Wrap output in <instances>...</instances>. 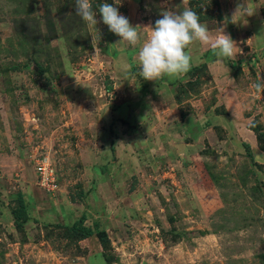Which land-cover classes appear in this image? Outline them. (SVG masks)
<instances>
[{"label": "rangeland", "instance_id": "374dc122", "mask_svg": "<svg viewBox=\"0 0 264 264\" xmlns=\"http://www.w3.org/2000/svg\"><path fill=\"white\" fill-rule=\"evenodd\" d=\"M103 2L144 35L163 11L191 9L188 0H92L93 8ZM200 3L213 15L201 22L210 35L223 28L241 53L222 60L196 42L192 64L203 68L192 66L171 94L150 95L162 82L139 75V45L119 42L98 12L89 26L75 0H0V264H264V150L252 129L264 133V92L255 89L264 0ZM213 63L222 64L218 82ZM214 105L226 120L205 114ZM181 111L205 132L199 145H189ZM45 157L56 193L37 184L35 160ZM20 195L29 220L18 225ZM67 205L86 225L101 222L109 250L96 236L62 235L74 219L66 224Z\"/></svg>", "mask_w": 264, "mask_h": 264}, {"label": "clouds", "instance_id": "9594fccd", "mask_svg": "<svg viewBox=\"0 0 264 264\" xmlns=\"http://www.w3.org/2000/svg\"><path fill=\"white\" fill-rule=\"evenodd\" d=\"M114 4L120 5L121 0H114ZM75 12L89 26H97L98 12L109 31L121 38L119 42H127L133 47L139 45V75L146 81L186 74L192 66V56L187 50L196 42L210 44L215 55L222 60L236 59L241 53L237 43L223 28L213 38L198 13L187 7L182 11H163L154 27H147V35L138 30L139 25L133 26L127 17L121 15L118 7L107 2L100 4L97 10L93 8L92 0H75ZM248 14L253 15L254 11ZM123 67L130 70L132 66L125 62ZM255 89L264 92V78L255 84Z\"/></svg>", "mask_w": 264, "mask_h": 264}, {"label": "trees", "instance_id": "16d2710c", "mask_svg": "<svg viewBox=\"0 0 264 264\" xmlns=\"http://www.w3.org/2000/svg\"><path fill=\"white\" fill-rule=\"evenodd\" d=\"M203 1L204 0H188L191 10L198 13V15L200 16L201 22L207 21L213 16L211 11H203L201 7V3H200ZM213 4L216 5L220 10V0H213ZM221 17L222 15H220V18ZM194 68H195L194 70H201L203 66L196 65V67ZM205 68L208 70V67L206 64H205ZM191 74H194V73L191 72ZM188 83L191 85L193 84V81H188ZM177 95H176V98H177V101L179 102L181 101V97L180 96L177 97ZM186 116L187 114L181 111V117L185 118ZM252 129L256 132L257 140H258L260 148L264 150V133L263 134L260 133L259 129H255V128H252ZM244 144L248 148V150H250L249 155L252 157L253 154H252L250 144L249 143H244ZM12 213L14 215V218L18 222V225H21L29 220V213H28L27 205H26L23 195L19 196L18 206L12 211ZM85 221H86V215L83 214L72 225L64 226V229H63L64 231H62V235L68 237V239L74 243H77L80 240H84L91 236H96L99 239L102 247L105 250H109L111 240H110L108 231L101 226V222L95 221L94 226H89V225H86ZM59 228H61V226ZM106 259L108 262L113 261V259L109 257L108 255Z\"/></svg>", "mask_w": 264, "mask_h": 264}, {"label": "crops", "instance_id": "0c3cea01", "mask_svg": "<svg viewBox=\"0 0 264 264\" xmlns=\"http://www.w3.org/2000/svg\"><path fill=\"white\" fill-rule=\"evenodd\" d=\"M187 51H189V49L187 50ZM190 52V51H189ZM192 56V55H191ZM197 58V57H196ZM196 58L194 59V56H192V61L193 60H195V61H197L196 60ZM199 58V57H198ZM200 59V58H199ZM205 62H206V60H205ZM210 61H208L207 63H209ZM193 63V62H192ZM199 65V64H198ZM207 65V64H206ZM192 66H196V65H194V64H192ZM191 66V67H192ZM222 66V64H214L213 63V66H209V69H210V72H211V74H213L212 76L214 77V80L216 81V82H218L219 81V77L221 76V70H219V68ZM219 76V77H218ZM192 78V75H191V69L186 73V74H183V75H180V76H177V77H169V76H166V78L164 79V80H160V79H157V80H155L156 81V83H159V82H162V84H160L159 86H156V89H155V91H150V92H148L147 94H149L150 93V95H153V94H157V91L158 90H160L161 92L163 91V92H166L167 94H171V90L174 88L175 89V87L176 86H178L181 82L182 83H184V82H186L187 80H189V79H191ZM152 89V88H151ZM159 93V92H158ZM175 93H173V95H174ZM189 101H192L191 99L189 100ZM215 108H216V105H214V106H212L210 109H206V112H205V114L207 113V115H209V117L211 118V119H213L214 117L213 116H216V118H218V119H222V118H224V120H226V116L227 115H224V114H216V112H215ZM228 111H229V109H227ZM193 116H195L194 115V113H193V111L190 113V114H188L185 118H183L182 120H184V124L186 125V127L188 126V124H190V128L188 129V131H189V133H190V136L192 135L193 137H195L194 139H195V141L194 142H192V144L191 143H189V145H199L200 143H202V136H204V131L202 130V128L200 127V125H195V124H193L194 123V121H193ZM218 124H223V123H218ZM216 125V124H215ZM196 126V127H195ZM231 126H233V123H231ZM195 130V131H193L192 132V130ZM187 130V129H186ZM253 139L254 140H256V138L255 137H253ZM251 146V145H250ZM251 150H252V148H251ZM253 150H254V152H255V154H256V151H257V149L256 148H254L253 147ZM252 154H253V151H252ZM65 208H67V210L65 211V217L64 218H66L67 219V222H66V224H68V216H74V219L69 223V224H73L76 220H77V217H75V209H74V207H72V206H70V207H68V205H67V207H65ZM69 208V209H68ZM69 210H71L72 212V215L71 214H68V212H69ZM53 217H56V218H63V216L57 211L54 215H53ZM52 217V218H53ZM58 219H56L57 220V222H59V220Z\"/></svg>", "mask_w": 264, "mask_h": 264}, {"label": "built area", "instance_id": "2783aa9c", "mask_svg": "<svg viewBox=\"0 0 264 264\" xmlns=\"http://www.w3.org/2000/svg\"><path fill=\"white\" fill-rule=\"evenodd\" d=\"M36 180L39 187L49 193L60 190L59 177L48 157L35 160Z\"/></svg>", "mask_w": 264, "mask_h": 264}]
</instances>
